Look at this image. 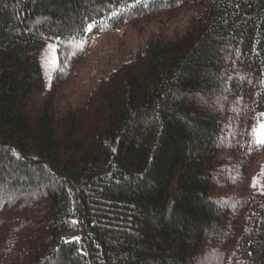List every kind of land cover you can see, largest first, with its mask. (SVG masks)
I'll return each mask as SVG.
<instances>
[{"label": "trees", "instance_id": "trees-1", "mask_svg": "<svg viewBox=\"0 0 264 264\" xmlns=\"http://www.w3.org/2000/svg\"><path fill=\"white\" fill-rule=\"evenodd\" d=\"M184 11L60 104L91 38ZM261 113L264 0H0V264H264Z\"/></svg>", "mask_w": 264, "mask_h": 264}, {"label": "rangeland", "instance_id": "rangeland-1", "mask_svg": "<svg viewBox=\"0 0 264 264\" xmlns=\"http://www.w3.org/2000/svg\"><path fill=\"white\" fill-rule=\"evenodd\" d=\"M190 16V12L184 11L176 18L162 17L150 23L130 24L115 33L101 34L91 38L87 43L86 58L80 66L78 78L66 88L59 99L60 104L63 107L77 105L100 81L107 79L118 66L133 60L139 53H142L151 35L159 34L171 39L175 34L185 31ZM57 48V41L51 40L47 42L39 56L47 90L51 88L53 74L59 65ZM260 124H264V117L256 128H259ZM250 185L264 192V153L251 170ZM70 238L73 239V237Z\"/></svg>", "mask_w": 264, "mask_h": 264}, {"label": "snow or ice", "instance_id": "snow-or-ice-1", "mask_svg": "<svg viewBox=\"0 0 264 264\" xmlns=\"http://www.w3.org/2000/svg\"><path fill=\"white\" fill-rule=\"evenodd\" d=\"M137 2H139V0H137ZM112 15L116 16V15H118V13H112ZM95 27H96V22L93 21L91 23H88L86 26V29H84V30L87 32H91ZM77 47L80 48V50H82L83 49V43L77 45ZM53 51H55L54 48H53ZM261 116L264 117V113H261ZM252 135H253V143H255L258 146H264V124H260L259 128H253ZM253 186L255 187V183ZM73 239L78 241L79 237H73Z\"/></svg>", "mask_w": 264, "mask_h": 264}]
</instances>
